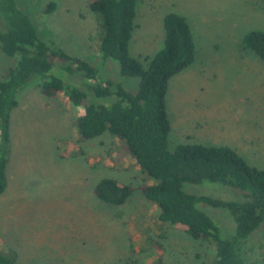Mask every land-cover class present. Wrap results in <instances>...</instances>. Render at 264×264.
Listing matches in <instances>:
<instances>
[{
    "label": "rangeland",
    "instance_id": "1",
    "mask_svg": "<svg viewBox=\"0 0 264 264\" xmlns=\"http://www.w3.org/2000/svg\"><path fill=\"white\" fill-rule=\"evenodd\" d=\"M16 3L40 39L86 60L101 78L136 91L139 78L121 75L116 61L101 56V17L89 9L88 0ZM50 4L53 8L45 12ZM168 12L186 18L195 45L193 62L169 80L168 149L181 143L226 145L247 164L264 169V62L241 44L249 30L264 31V0H139L129 43L132 56L143 62L163 46ZM14 63L15 57L0 49V79ZM66 66L53 62L44 77H59L93 103L110 105L115 99L95 96L90 88L95 80ZM41 80L33 76L20 89L11 111L6 187L0 194V252L13 255L14 264L212 262L213 244L158 218L157 205L141 192V186L155 180L139 168L125 141L107 131L81 138L80 108L63 94L42 95ZM103 177L135 189L121 205L102 202L93 186ZM182 189L224 199L242 197L238 189L207 181L183 183ZM197 206L224 237L234 234L235 221L227 210ZM244 244L258 256L245 255L243 264H264V221Z\"/></svg>",
    "mask_w": 264,
    "mask_h": 264
},
{
    "label": "trees",
    "instance_id": "2",
    "mask_svg": "<svg viewBox=\"0 0 264 264\" xmlns=\"http://www.w3.org/2000/svg\"><path fill=\"white\" fill-rule=\"evenodd\" d=\"M138 1L88 0L89 9L101 17V56L116 61L121 75L139 78L136 91L130 92L120 82L101 78L98 69L86 60L40 39L30 17L16 0H0L4 17L0 21V49L15 57V63L0 79V194L6 187L11 111L18 105L20 89L38 76L42 78L38 84L42 95L63 94L80 108L77 130L81 138L90 139L107 131L125 141L139 168L155 180L141 186L144 198L157 205L161 221L183 226L192 238L214 245L215 258L208 264L246 263L244 256L255 255V251L246 248L244 242L264 221V169L247 164L236 150L226 145L181 143L173 150L168 149L171 129L166 110L168 84L172 76L193 62V35L183 15L168 12L163 17V46L143 62L132 56L129 43ZM52 8L50 4L44 11ZM241 44L264 62V31L249 30ZM56 61L66 63V70L71 73L79 72L94 79L90 88L95 96L112 95L115 99L110 105L93 103L84 91L59 77L46 79L44 76ZM206 181L238 189L242 197L224 199L182 189L183 183ZM134 189L129 183L103 177L94 184L93 193L102 202L121 205ZM199 203L227 210L235 221L234 234L224 237L218 224L198 208ZM0 264H14L13 255L0 252Z\"/></svg>",
    "mask_w": 264,
    "mask_h": 264
}]
</instances>
